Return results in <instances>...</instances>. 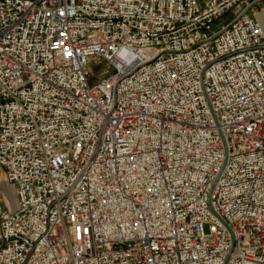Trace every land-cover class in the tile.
Here are the masks:
<instances>
[{"label":"built area","instance_id":"built-area-1","mask_svg":"<svg viewBox=\"0 0 264 264\" xmlns=\"http://www.w3.org/2000/svg\"><path fill=\"white\" fill-rule=\"evenodd\" d=\"M263 12L0 0V264H264Z\"/></svg>","mask_w":264,"mask_h":264},{"label":"rangeland","instance_id":"rangeland-1","mask_svg":"<svg viewBox=\"0 0 264 264\" xmlns=\"http://www.w3.org/2000/svg\"><path fill=\"white\" fill-rule=\"evenodd\" d=\"M204 1V0H202ZM105 65L102 62L93 63L92 68V82L94 83L101 77ZM0 193L6 200L5 207L8 211L12 212L18 208L17 197L15 193V186L11 182L6 180L4 170L0 167ZM205 230L208 231V227L205 226Z\"/></svg>","mask_w":264,"mask_h":264},{"label":"crops","instance_id":"crops-1","mask_svg":"<svg viewBox=\"0 0 264 264\" xmlns=\"http://www.w3.org/2000/svg\"><path fill=\"white\" fill-rule=\"evenodd\" d=\"M259 20H260V22L262 23V25L264 27V12L260 14ZM0 203L7 210V208L5 207L6 200L2 197L1 193H0Z\"/></svg>","mask_w":264,"mask_h":264},{"label":"water","instance_id":"water-1","mask_svg":"<svg viewBox=\"0 0 264 264\" xmlns=\"http://www.w3.org/2000/svg\"><path fill=\"white\" fill-rule=\"evenodd\" d=\"M227 155H228V151H227V148H226V157H227Z\"/></svg>","mask_w":264,"mask_h":264}]
</instances>
